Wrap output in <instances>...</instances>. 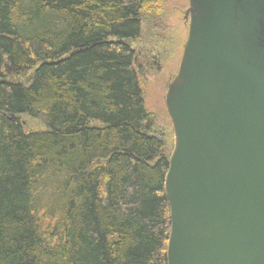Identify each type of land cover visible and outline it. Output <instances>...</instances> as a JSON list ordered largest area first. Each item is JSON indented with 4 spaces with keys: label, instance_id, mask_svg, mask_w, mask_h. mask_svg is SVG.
<instances>
[{
    "label": "trees",
    "instance_id": "1",
    "mask_svg": "<svg viewBox=\"0 0 264 264\" xmlns=\"http://www.w3.org/2000/svg\"><path fill=\"white\" fill-rule=\"evenodd\" d=\"M166 1L0 0V264H169L172 150L140 82Z\"/></svg>",
    "mask_w": 264,
    "mask_h": 264
},
{
    "label": "water",
    "instance_id": "2",
    "mask_svg": "<svg viewBox=\"0 0 264 264\" xmlns=\"http://www.w3.org/2000/svg\"><path fill=\"white\" fill-rule=\"evenodd\" d=\"M185 17L166 94L168 262L264 264V0H189Z\"/></svg>",
    "mask_w": 264,
    "mask_h": 264
},
{
    "label": "rangeland",
    "instance_id": "3",
    "mask_svg": "<svg viewBox=\"0 0 264 264\" xmlns=\"http://www.w3.org/2000/svg\"><path fill=\"white\" fill-rule=\"evenodd\" d=\"M189 0H167L162 8L166 26L163 30L165 40L156 45L149 57H143L144 72L140 74L147 111L154 116L156 127L165 133L168 149L173 150L174 129L167 106L168 85L177 76L184 44L187 40L189 21L185 12ZM155 48V47H154ZM146 61L148 63H146ZM20 120L27 130L44 131L46 125L40 119L21 115Z\"/></svg>",
    "mask_w": 264,
    "mask_h": 264
}]
</instances>
